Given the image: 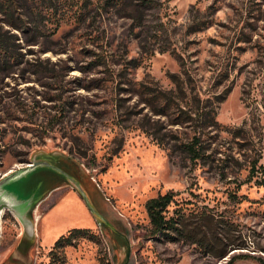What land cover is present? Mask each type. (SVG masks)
Here are the masks:
<instances>
[{"label": "rangeland", "instance_id": "obj_1", "mask_svg": "<svg viewBox=\"0 0 264 264\" xmlns=\"http://www.w3.org/2000/svg\"><path fill=\"white\" fill-rule=\"evenodd\" d=\"M59 2L67 5L57 23L40 0L10 10L0 0V32L17 45L0 68V178L47 155L75 175L93 211L61 174L43 170L64 184L32 210L27 247L4 210L0 264H48L55 239L73 227L97 237L65 247V264H264V185L247 168L253 158L264 164V0ZM156 92L173 101L165 116L146 103ZM175 104L192 118L215 110L219 125L202 136L208 159L193 162L139 128L158 120L189 139L199 122L170 124ZM41 172L20 192L40 198ZM168 190L170 212L212 219L195 212L175 242L153 236L145 203Z\"/></svg>", "mask_w": 264, "mask_h": 264}, {"label": "trees", "instance_id": "obj_2", "mask_svg": "<svg viewBox=\"0 0 264 264\" xmlns=\"http://www.w3.org/2000/svg\"><path fill=\"white\" fill-rule=\"evenodd\" d=\"M22 3V6H27L29 0H7V7L17 8L16 5ZM41 6L47 4L46 10H51L55 20L59 23L60 18L63 17V12L66 7V2H59V0H40ZM16 6V7H15ZM2 11V10H0ZM62 12L60 15L56 14ZM80 17V15L78 16ZM10 38L5 37L0 32V68L1 65L7 63L8 60L15 57L14 47H16V42ZM9 63V62H8ZM137 89L140 95H148L146 86L143 82H139ZM146 103L152 108V111L158 115H167L168 111L173 108V101L169 96L162 95L160 92H156L154 95L147 96ZM176 105V110L173 111L174 115L170 119V124H181L182 122L194 120L199 122V130L189 137V139L184 140L179 135L176 134L171 129H167L162 132V127L159 125L158 120H154L153 125L149 124L148 120L140 122L139 128L143 130L147 135L151 136L156 143L161 146L170 149V151L177 150L178 148L185 153V155L193 162L203 159H208L209 154L208 144L206 139H202L205 130H210L213 127L218 126V122L215 119V110H207L206 106L194 110V118L188 115V112L180 108L178 104ZM191 114V111L189 110ZM190 119V120H189ZM152 129V130H151ZM198 129V128H196ZM241 128H235L233 130L234 134H238ZM161 133L160 135L158 133ZM231 132V131H229ZM122 148V140L117 142V146L113 150L116 154ZM262 156H260L261 158ZM248 177L249 179H254L255 183L258 185H264V164L259 163L258 158H253L247 161ZM175 193L172 190H168L163 194H158L156 197L149 198L145 203V209L147 216L149 218L150 230L153 236L161 237L165 241L175 242L180 239V237L187 231L189 216H192L197 212L202 220L212 219L209 214L204 210H188L186 211L183 206H176L169 211V206L172 203H176L174 198ZM79 237H86L91 240L96 239V234L87 227H73L70 228L66 233L61 234L53 242L51 248L47 253L48 264H65L66 259L64 256V248L67 246H73L75 241Z\"/></svg>", "mask_w": 264, "mask_h": 264}, {"label": "water", "instance_id": "obj_3", "mask_svg": "<svg viewBox=\"0 0 264 264\" xmlns=\"http://www.w3.org/2000/svg\"><path fill=\"white\" fill-rule=\"evenodd\" d=\"M45 169L61 174L77 190L80 197L86 201V205L91 212L93 211L89 198L85 195L83 186L72 172L67 171L65 166H60L52 157L47 155L33 158L27 165L12 170L0 178V222L4 210L10 211L17 218L23 228L20 242L24 243V247H27L35 239V223L32 210L49 191V187H47L45 193L40 198H36L34 194L26 196L21 193L18 184L28 179L31 175H38V172ZM40 182L46 183L43 178Z\"/></svg>", "mask_w": 264, "mask_h": 264}, {"label": "crops", "instance_id": "obj_4", "mask_svg": "<svg viewBox=\"0 0 264 264\" xmlns=\"http://www.w3.org/2000/svg\"><path fill=\"white\" fill-rule=\"evenodd\" d=\"M39 175L45 180L46 183H48L49 191L43 196V198L40 200V202L37 205H39L46 198L50 197L52 195V193H54V191H56L59 188H61L63 186V184H64L63 180H60L58 178L53 177L54 175H52L50 172L42 171ZM51 177H53V178L52 179H48V178H51ZM37 213H38V211H37ZM37 213H36V215L39 217L41 211L39 212V214H37ZM36 229H37V233H38V220H37ZM20 231H21V229H20ZM18 232H19V228H18Z\"/></svg>", "mask_w": 264, "mask_h": 264}, {"label": "bare ground", "instance_id": "obj_5", "mask_svg": "<svg viewBox=\"0 0 264 264\" xmlns=\"http://www.w3.org/2000/svg\"><path fill=\"white\" fill-rule=\"evenodd\" d=\"M35 220H37V218H35Z\"/></svg>", "mask_w": 264, "mask_h": 264}]
</instances>
